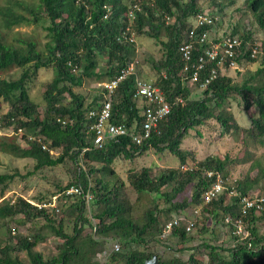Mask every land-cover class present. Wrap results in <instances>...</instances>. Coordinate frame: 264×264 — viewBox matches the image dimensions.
<instances>
[{
  "label": "trees",
  "instance_id": "16d2710c",
  "mask_svg": "<svg viewBox=\"0 0 264 264\" xmlns=\"http://www.w3.org/2000/svg\"><path fill=\"white\" fill-rule=\"evenodd\" d=\"M237 2L212 0L217 11L211 13L200 0H0V102L8 105V112L0 114V129L24 131L19 141L16 136H1L0 152L34 160V169L26 177L68 161L75 166L70 181L54 185L49 195L38 198V204L48 207L39 208L24 197L0 204V264H102L97 255L110 239L122 247L112 255L111 264H144L157 255L151 244L172 249L169 242L173 239L177 240L178 253L191 254L186 260L157 255L159 264H264V208H247L244 201L255 198L256 186L264 179V165L252 151L264 148V0H244L243 9L252 14L257 32L238 24L220 37L212 36L223 23L219 16L223 7ZM135 4L138 10H134ZM131 10L136 36L153 38L161 47V57L149 59L155 74L151 83L171 107L149 138L140 143L133 136L141 133L147 109L155 104L146 96H136L138 82H150L137 71V43L119 40ZM205 12L218 19L195 28L193 19ZM21 27L42 28L47 41L42 44L30 35L13 32ZM12 32L16 34L10 39ZM257 33L263 35L262 41ZM227 37H237L240 46L233 48L232 55L218 50V57L211 60L209 50ZM186 45L191 46L188 60L181 51ZM258 60L259 67L241 81L226 72ZM13 68L21 70L18 78L1 76ZM41 69L54 73L43 94V113L28 89ZM123 71L129 73L114 89L103 85L118 80ZM195 74L197 79L193 80ZM90 82L100 85L91 100L76 90ZM190 84L202 89L203 96L195 97ZM232 99L249 114L248 128L237 122ZM107 102L112 106L111 123L124 125L128 134L107 140L99 149L91 130L96 118H89V113L99 111ZM212 120L221 125L223 136L232 135L240 143L235 157L211 154L198 160L183 148L192 130ZM29 136L42 142L29 140ZM150 150L168 151L179 166L158 172L152 167L128 172L130 189L138 201L147 194L152 200L136 215L138 201H132L113 165L119 158L133 161ZM53 151L59 154L55 156ZM246 164L251 168L244 179H230L232 167ZM252 171H257L256 177L250 176ZM18 176L19 172L0 173L1 195ZM220 181L224 190L205 202L204 194ZM72 187H81L85 195L91 192L95 233L91 232L94 228L87 215V200L66 194ZM189 188L192 195L188 199L184 194ZM55 196L63 199L61 206L49 205ZM193 207L202 213L200 229V216L189 217ZM11 222L17 227L33 223L34 227L27 235L13 234ZM170 222L172 227L164 235ZM239 222L243 225L241 234L237 233ZM220 224L226 227L223 243L232 239V247L217 243ZM196 227L202 238L195 240L190 231ZM49 238L59 243L53 254L46 256L37 247ZM188 243L192 244L188 247Z\"/></svg>",
  "mask_w": 264,
  "mask_h": 264
},
{
  "label": "rangeland",
  "instance_id": "374dc122",
  "mask_svg": "<svg viewBox=\"0 0 264 264\" xmlns=\"http://www.w3.org/2000/svg\"><path fill=\"white\" fill-rule=\"evenodd\" d=\"M200 4L204 8L205 11L208 12H214L217 11V7L212 4V0H200ZM244 0H238L236 5L233 6H225L222 9V12L219 14L222 25L221 28H218L219 30H215L212 34L213 38L220 37L221 34H223L225 31H230L233 29L234 26L241 24L244 25V28H246L247 31L251 30V28L257 32V26L255 24L254 18L251 13H247L244 9ZM243 9V10H240ZM129 24V19H128ZM13 32H21L22 34L30 35L31 37L36 38V40H39L42 44H44L46 39V32L43 31L42 28H36V27H21V28H15ZM10 33V39H13L14 35ZM258 40L262 41L263 35L260 33H257ZM165 39V37H163ZM41 47V46H40ZM137 48H138V55L136 57L138 66L137 71L140 73V76L143 77L146 80H149L150 82H155V74L152 71L149 59H159L161 57V47L157 43V41L153 38L149 37H137ZM261 63V60H258L256 63H249L245 62L241 65L239 70H226L227 74L234 77L236 80L241 81L243 76H245L247 73L255 71ZM21 70L18 68H13L7 72L1 73V76L3 78L7 79H16L20 76ZM54 76L52 69H41L38 71V75L32 79L28 83V89L30 92L31 97L34 101L38 102L40 107V112L43 113L44 111V102H43V94L45 91L46 84L52 80ZM193 90V95L195 97H202L203 96V90L200 88H197L195 84H190ZM99 84L89 83L82 88L76 89L77 92L86 95L87 97L91 98L95 95V90L99 88ZM231 108L233 111V114L237 120V122L240 124V126L244 128H248L251 124L250 116L249 114L244 111L243 107L239 105L238 101L235 99L231 100ZM8 112V105L6 103L0 102V114L5 115ZM222 127L219 123L212 120L208 122L206 125L202 127H198L197 129H194L190 132V135L186 137V139L183 142V148L193 152L198 160H202L206 158L208 155H221L226 156L230 155L232 157H235L237 154H239L240 146L239 142L235 139L232 135H226L223 136L222 134ZM20 134H17L15 131L10 129H0V137L1 136H7L10 137L9 139H12L13 136H16L18 138V141L21 139ZM252 151L256 155L258 159L261 158V163L264 165V148L254 149L252 148ZM55 156H57L59 153L58 151H53ZM84 162H81V165H83ZM35 166V161L32 159H20L15 158L11 155L1 153L0 152V173H9L14 174L16 172H19V175L15 181L9 185L8 190L1 195L0 194V204L4 202V200H10L15 201L19 197H24L25 199L29 200L30 202L37 203L38 198L42 196H47L50 194L49 188L52 189V187L56 184L65 185L68 181H70L74 177V171L75 166L72 162L68 161L64 166H58L56 168H50L45 169L43 172H39L36 175L26 177V175L29 172H32ZM179 166L178 159L169 153L168 151L164 153H158L155 150H150L145 155L133 160L128 161L124 160L123 158H119L115 161L113 167L116 173L119 176V179L124 181L126 183L128 191L131 193V199L133 202L138 201L137 195L134 194L130 189V183L128 181V172L131 169L138 170L142 167H152L154 172L158 171H164L168 170L170 168H177ZM250 164L246 165H235L231 169L230 173V179H244L249 170H250ZM22 176H25V179L22 178ZM251 177L257 176V171H252L250 173ZM113 181H116V178H113ZM255 189V195L259 196L260 194L264 196V179L256 186ZM91 195V192H90ZM192 195V189L189 188L187 192L184 194L188 199L191 198ZM79 197V196H78ZM73 199V198H72ZM77 200V199H76ZM53 203H55L57 206H61L63 202L62 198H58L56 201H54V198L52 200ZM152 200L150 195H144L137 203L135 207V214L140 215L142 212L150 206ZM48 207V206H47ZM195 207L189 209V217L192 219L199 217V229L203 226L204 221L203 218L201 220V212L199 214H196V208ZM200 209V208H199ZM93 206L91 205V201L87 203V215L88 217L94 222L93 220ZM40 222L38 225H41ZM10 226L12 227L13 234L20 232L22 234H29L31 231V228L34 227L33 223H25L23 222L18 227L13 222L10 223ZM13 228H15V231H13ZM217 228L220 230V238L217 239L218 244H222L225 247H232L233 246V240L229 239L226 241V243H223V239L225 238L224 232L226 230V227L223 225H218ZM199 229L196 227L192 231H190V234L193 235L195 240L201 235L199 232ZM89 231L91 229L89 228ZM92 233H95L94 230L91 231ZM201 237V236H200ZM202 238V237H201ZM111 242H118L117 240L110 239L106 246H109ZM59 241L54 238H49L45 244H41L37 247L38 251L43 252L46 256H50L53 254V247L57 245ZM170 246L172 247H166L163 245H155L151 244V251L155 252L157 255L163 257V258H170L174 256H182L185 260L188 259L189 255L191 254V251H187L184 254L178 253V245L177 240L173 239L170 242ZM199 243V240L196 241V244ZM192 243H188V247ZM21 258H24L23 255H21ZM27 262L26 260H24Z\"/></svg>",
  "mask_w": 264,
  "mask_h": 264
},
{
  "label": "built area",
  "instance_id": "2783aa9c",
  "mask_svg": "<svg viewBox=\"0 0 264 264\" xmlns=\"http://www.w3.org/2000/svg\"><path fill=\"white\" fill-rule=\"evenodd\" d=\"M133 7H134V10L139 9L137 4H135ZM128 19H129V24L127 25L122 35L119 37V40L124 38L126 41L130 43H133V42L137 43V36H136L135 31L133 30V21L135 19V14L133 13V10H131ZM216 20H217V17L213 16L212 14L208 12H205V13L198 14L193 24L195 28H198L199 26H202L204 24H210L212 22H215ZM193 34L194 32L192 31L191 35ZM238 46H240V41L238 40L237 37H227L222 41V43L214 45L211 48V50H209L208 55L211 60H215L218 57V50L223 51L226 54L232 55L234 53L233 48L238 47ZM181 51L183 52L185 59L187 60L190 59L191 46L186 45L182 47ZM255 53L256 51L254 52V54ZM200 61L202 62L203 58H200ZM202 67L203 65H200L199 69H201ZM128 73L129 72L123 71L118 80H115L111 82L110 84L105 83L103 85L106 88L112 90L117 86L118 82H120L126 77ZM196 79H197V74H195V76L193 77V80H196ZM137 88L138 89L136 92V96H146V98H148L150 102H153L155 104V108L147 109L148 110L147 119H146V122L143 124L141 133L133 136L134 139L137 141V143H140L143 139L149 138L151 130L153 128H157L159 120L164 119V117L170 112L171 107L169 103L167 102V99L165 98L163 93L160 91V89L155 87L151 82L145 83V82L139 81ZM111 110H112L111 103L107 102V103H104L103 107L99 111L97 112L91 111L89 113V118L90 117L96 118L94 124L91 126V130L95 131L94 144L96 148L102 149L107 140L128 134L127 128L124 125L117 126L111 123ZM0 125H1V120H0ZM23 133L24 131L22 129H19L17 132V134H23ZM28 139L33 140V141L35 140L38 142H42L41 138H37L34 136L33 137L29 136ZM43 148H47V146L44 144ZM223 190H224L223 183L220 181L219 183L214 185L212 189H210L204 194L203 198L205 202H209L213 197H215L218 193L222 192ZM66 194L67 195L77 194V195L83 196L87 200V203L90 202L92 199V195H90V193L85 195L81 187H72L71 189L67 190ZM58 198L59 196H55L54 201H56ZM244 201L246 202L247 208L255 207L256 210L258 211L264 208V197L255 196V198H245ZM33 204L39 208L47 207V204H38V203H33ZM49 205L52 207H55L56 204L52 202ZM195 212L196 214L199 213L197 209ZM177 223H178L177 220L174 221V224H177ZM172 224L173 223L170 222L167 225V231L164 233V235H166L167 232L171 229ZM192 227H193V223L189 226L188 230H191ZM93 228H94V231H96L95 222H93ZM242 230H243V225L239 222L237 233L241 234ZM121 250H122V247L119 242H111L109 246H106L104 249H102L98 253L97 259L102 264H111L112 255L115 252H119Z\"/></svg>",
  "mask_w": 264,
  "mask_h": 264
},
{
  "label": "water",
  "instance_id": "95a60500",
  "mask_svg": "<svg viewBox=\"0 0 264 264\" xmlns=\"http://www.w3.org/2000/svg\"><path fill=\"white\" fill-rule=\"evenodd\" d=\"M144 264H159V258L154 255L151 259L146 260Z\"/></svg>",
  "mask_w": 264,
  "mask_h": 264
},
{
  "label": "clouds",
  "instance_id": "9594fccd",
  "mask_svg": "<svg viewBox=\"0 0 264 264\" xmlns=\"http://www.w3.org/2000/svg\"><path fill=\"white\" fill-rule=\"evenodd\" d=\"M212 15H213V14H212ZM213 16H215V15H213ZM215 17H216V16H215ZM217 19H218V18H217ZM194 20H195V19H193V23H194Z\"/></svg>",
  "mask_w": 264,
  "mask_h": 264
}]
</instances>
